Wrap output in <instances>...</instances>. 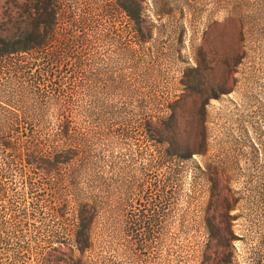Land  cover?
Returning <instances> with one entry per match:
<instances>
[{
  "label": "trees",
  "instance_id": "16d2710c",
  "mask_svg": "<svg viewBox=\"0 0 264 264\" xmlns=\"http://www.w3.org/2000/svg\"><path fill=\"white\" fill-rule=\"evenodd\" d=\"M144 1L0 0V176L9 156L10 165L26 158L40 176L32 196L34 211L41 202L40 247L25 250L26 264H264V227L248 220L237 225L242 216L233 212L242 200L209 153L208 127L195 122L188 147L172 114L166 127L151 108L139 115L132 70L109 66L121 56L132 59L136 46L152 40L157 26ZM170 3L154 1L155 17ZM263 14L255 19L261 16L264 27ZM196 64L190 72L198 71ZM106 90L114 108L122 100L112 115L122 121L111 138L149 145V165L162 173L141 168L125 214L115 162L107 160L106 170L89 154L106 136L102 122L93 120L105 114L100 97ZM183 172L192 180L176 227L194 234L183 243L168 237L166 252L159 254L157 228Z\"/></svg>",
  "mask_w": 264,
  "mask_h": 264
},
{
  "label": "rangeland",
  "instance_id": "374dc122",
  "mask_svg": "<svg viewBox=\"0 0 264 264\" xmlns=\"http://www.w3.org/2000/svg\"><path fill=\"white\" fill-rule=\"evenodd\" d=\"M154 1L143 3L149 21L157 26L152 40L136 46L132 59L121 56L109 66L134 73V104L140 114L135 113L145 115L151 108L165 127L172 114L185 130L182 141L188 147L193 142L195 122L200 120V125L208 127L209 153L223 168L227 186L238 191L242 200L233 214L245 220L240 217L237 225L248 220L264 227V27L261 16L255 19L264 8L260 0H188L186 5L182 0H169L168 6L159 8L165 14L156 18ZM181 11L187 15L185 19ZM196 60L200 62L198 71L190 72L188 68H195ZM100 98V110L105 114H91H95L93 120L102 122L106 136L94 142L89 154L99 157L105 168L110 158L115 162L119 203H123L125 214L129 208L124 205L129 204V198L131 201L141 168L154 175L162 173H155L149 165L153 159L149 145L139 147L134 140L111 138L122 121L123 116L112 117L122 100L115 102L114 108L111 90ZM203 108L206 113L197 117L195 112ZM10 162L9 156L0 176V264H26L25 250L40 247L37 228L39 232L42 225L41 202L34 211L32 199L37 187L40 190V176L24 157L22 162ZM177 179L168 216H163L157 228L162 241L156 250L159 254L166 252L168 237L183 243L187 234H194L192 229L180 231L176 227L189 200L191 173L183 172Z\"/></svg>",
  "mask_w": 264,
  "mask_h": 264
}]
</instances>
